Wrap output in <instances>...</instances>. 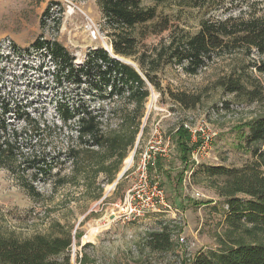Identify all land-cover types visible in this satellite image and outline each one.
<instances>
[{"label": "rangeland", "instance_id": "obj_1", "mask_svg": "<svg viewBox=\"0 0 264 264\" xmlns=\"http://www.w3.org/2000/svg\"><path fill=\"white\" fill-rule=\"evenodd\" d=\"M141 4L154 8L156 17L135 27L139 52L167 42L175 29L195 33L202 20L264 14V0H141ZM165 21L168 28L160 31ZM113 31L99 0H0V105L9 107L10 132L20 133L15 160L1 161L0 235L26 239L37 234H70L72 264H193L199 253L226 249L244 235L231 233L226 223L225 178L209 177L199 167L222 164L240 168L252 161L240 128L264 116V52L244 47L215 55L196 74L180 65H165L157 71L162 86L199 95L200 103L185 109L150 86L142 117L133 122L129 115L135 106L127 93L109 94L108 86L97 75L82 83L76 75L67 77L58 72L46 50L35 46L37 40L58 42L77 66H83L91 51L106 50L105 43L113 51ZM113 53L120 62L139 70L135 56ZM230 75H241L247 88L257 87L259 99L251 101L246 95L225 92L218 81ZM226 102L233 108L217 109ZM57 103L75 105L79 112L92 110L99 116L107 139L116 134L136 138L127 155L134 152L133 162L119 186L110 188L127 157L116 175L117 159L110 156L109 146L81 140L74 120L65 124L58 118ZM28 115L40 121V129L25 124L23 118ZM205 123L213 138L207 150L197 154L196 172L190 175L187 170L183 191L177 194L165 175L160 176L173 210L120 217L115 204L137 182L134 171L148 140L170 137V162L166 160V165L175 167L172 175L176 177L183 164L172 132L180 127L188 130L193 152L200 148L202 137L196 133L192 138L194 134L185 124L194 129ZM74 152L77 160L71 157ZM34 155L35 162L25 159ZM46 165L51 166L49 173L36 174ZM155 176L152 174L150 180L159 179ZM164 228L170 234V246L151 249L149 237ZM258 239L264 243V234Z\"/></svg>", "mask_w": 264, "mask_h": 264}, {"label": "trees", "instance_id": "obj_2", "mask_svg": "<svg viewBox=\"0 0 264 264\" xmlns=\"http://www.w3.org/2000/svg\"><path fill=\"white\" fill-rule=\"evenodd\" d=\"M106 20L114 28L111 45L116 54L135 56L138 68L120 62L107 50L99 48L91 51L83 66H77L68 50L58 42L37 40L35 46L46 50L58 72L82 83L93 75L101 78L108 86L111 95L127 93L135 109L129 118L136 122L141 119L142 109L150 96V86L162 95L168 94L185 109L195 108L201 101L199 95L164 88L158 80L157 71L165 65L174 64L183 67L186 72L196 74L213 60L215 55L236 52L246 47L247 51L256 48L264 52V14L251 13L249 17L229 16L224 20H202L195 33L184 29H175L167 42L158 47L139 52V38L134 35L135 27L156 17L154 8H145L141 0H99ZM160 31L168 28V22H162ZM158 32V31H155ZM263 70L262 67H258ZM225 92L246 95L251 101L260 97L257 87L247 88L241 75H230L218 81ZM58 118L65 124L74 120L78 125V136L84 142L109 146L110 156L117 159V173L122 161L128 155V149L134 146L136 138L128 134H116L107 139L101 131L99 116L90 109L79 112L75 105L56 104ZM9 107L0 105V167L1 161L13 162L19 154L17 147L20 133L9 129ZM144 116V115H143ZM27 126L40 129L41 123L30 115L23 118ZM138 128V124L137 127ZM246 128V129H245ZM244 147L252 155V161L242 167L225 165H201L204 174L214 178H225V196L229 211L226 223L231 233H243L235 238L234 245L220 251L202 252L195 256L193 264H264V243L258 236L264 234V116L256 118L240 128ZM173 142L185 169L173 177L178 184L183 183L184 172L188 167L193 146L188 130L180 127L172 132ZM72 153L73 160L78 159ZM37 156L25 157L35 162ZM45 162V161H43ZM164 167V160L157 157L154 166L157 171ZM33 168V167H30ZM51 166L41 167L39 172L49 173ZM196 172V169L193 171ZM116 175L111 177L113 182ZM171 179L172 174L165 175ZM169 179V180H170ZM161 183V181H160ZM119 186V184H118ZM30 187V186H29ZM31 188V187H30ZM240 194L242 196H240ZM246 234V235H245ZM247 238H246V237ZM73 244L70 234L49 237L37 234L26 239L4 237L0 235V264H72L69 250ZM153 250H163L170 246V234L167 228L154 232L147 241ZM78 260V259H77Z\"/></svg>", "mask_w": 264, "mask_h": 264}, {"label": "built area", "instance_id": "obj_3", "mask_svg": "<svg viewBox=\"0 0 264 264\" xmlns=\"http://www.w3.org/2000/svg\"><path fill=\"white\" fill-rule=\"evenodd\" d=\"M233 105L229 102L223 103L220 108L221 111L230 110ZM189 130L193 132L192 138L196 133L202 137V144L198 150H193L191 157L195 164H199L197 154L205 152L208 144L212 141L213 133L209 132V124L205 123L199 127L192 129L187 124ZM155 132L158 131L156 127ZM170 146V141L162 136L155 139H149L145 151L141 155V161L137 166L138 178L135 185L126 191L123 200L117 202L115 207L119 210V216L124 218H136L143 216L149 212H161L163 210H173L168 203L166 191L161 186L160 180L155 179L151 181L148 173V163L156 156L157 153L165 151ZM197 196L199 194L197 193Z\"/></svg>", "mask_w": 264, "mask_h": 264}, {"label": "crops", "instance_id": "obj_4", "mask_svg": "<svg viewBox=\"0 0 264 264\" xmlns=\"http://www.w3.org/2000/svg\"><path fill=\"white\" fill-rule=\"evenodd\" d=\"M166 139V141L167 140H169L170 141V143H172L171 142V139H170V137H167V138H165ZM146 146H147V144L145 145V147H144V149L141 151V153H140V155H142V153L145 151V149H146ZM171 145L165 150V151H161V152H159V153H157L156 154V156L154 157V158H152L150 161H149V163H148V173H149V178L151 177V175L152 174H155L156 176L155 177H158L159 178V180H161V175H167V173H169V174H172L173 173V169H175V167L174 168H172V166L171 165H166V160L168 161V162H170V160L168 159V156H169V152H170V150H171ZM157 157H161L163 160H164V167H163V169L162 170H160V171H157L155 168L154 169H152V168H150V166H154V164H155V160H156V158ZM178 157H179V154H178ZM180 159V158H179ZM141 161V157H140V159H139V161L137 162V166H138V164H139V162ZM181 161V160H180ZM191 163H194V164H192L191 165ZM169 164H171V163H169ZM181 164H183V170L185 169V164L184 163H182V161H181ZM197 164H195V162L194 161H192V157H190V160H189V163H188V167H187V169L185 170V175H184V179H183V183L182 184H178L177 183V181L173 178L174 177V175H172L171 176V179L169 180V179H167L168 181H169V183L173 186V188H174V190L176 191V193L178 194V192H182L183 191V189H184V185L186 184V180H187V178H186V176L187 175H189V172L187 171V170H189L190 169V175L191 174H193L192 172L195 170V166H196ZM137 166H136V170L134 171L135 173L137 172ZM179 167H181V166H179ZM178 173V172H177ZM138 174V173H137ZM166 177V176H165ZM151 181H155V180H152L151 179ZM161 184H163V182H162V180H161ZM166 191V190H165ZM184 197V196H183ZM171 205V204H170ZM163 211H167V212H171V211H169V210H163Z\"/></svg>", "mask_w": 264, "mask_h": 264}, {"label": "bare ground", "instance_id": "obj_5", "mask_svg": "<svg viewBox=\"0 0 264 264\" xmlns=\"http://www.w3.org/2000/svg\"><path fill=\"white\" fill-rule=\"evenodd\" d=\"M105 47H106V49H108V51L111 53L112 56L116 57L117 59H120L119 57L115 56V54L113 53L112 48H111L110 45H108V44L105 43ZM132 155H133V154L129 155V156L126 158L123 170H124L126 167L129 168V167L131 166V164H132V162H133ZM112 187H113V185L110 186V188H112ZM95 231H96V228L93 230V232H95Z\"/></svg>", "mask_w": 264, "mask_h": 264}, {"label": "water", "instance_id": "obj_6", "mask_svg": "<svg viewBox=\"0 0 264 264\" xmlns=\"http://www.w3.org/2000/svg\"><path fill=\"white\" fill-rule=\"evenodd\" d=\"M108 51V49H106ZM109 52V51H108ZM110 53V52H109ZM111 54V53H110ZM114 57V56H113ZM116 58V57H115ZM134 156V152H133V155H132V158ZM128 170V168L126 167L124 170H122L120 172V174L118 175L117 179L114 181L113 183V187L116 186L118 183H119V180L123 177V175L125 174V172ZM106 196V195H105ZM104 196V197H105Z\"/></svg>", "mask_w": 264, "mask_h": 264}]
</instances>
